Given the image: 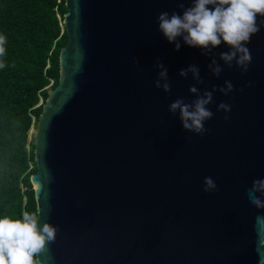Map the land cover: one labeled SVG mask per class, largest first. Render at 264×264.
Listing matches in <instances>:
<instances>
[{"label":"water","instance_id":"obj_1","mask_svg":"<svg viewBox=\"0 0 264 264\" xmlns=\"http://www.w3.org/2000/svg\"><path fill=\"white\" fill-rule=\"evenodd\" d=\"M63 5L58 79L32 131L35 213L58 228L42 264H258L254 223L264 209L247 189L264 178V26L242 73L220 60L224 44L205 55L164 39L157 16L182 14L176 0ZM158 61L168 93L154 87ZM189 65L203 83L178 75ZM226 80L228 95L219 91ZM205 91L213 93L207 131L187 132L168 106ZM222 102L228 113L217 111ZM209 176L217 188L205 193Z\"/></svg>","mask_w":264,"mask_h":264},{"label":"clouds","instance_id":"obj_2","mask_svg":"<svg viewBox=\"0 0 264 264\" xmlns=\"http://www.w3.org/2000/svg\"><path fill=\"white\" fill-rule=\"evenodd\" d=\"M182 14L173 11L161 12L157 16V30L175 50L183 45L190 48L202 49V54H208L213 49L224 44L227 51L219 54L220 60L228 68L235 66L242 73L248 71L252 62L250 49L247 45L251 38L264 26V0H190L189 7H185V0H176ZM258 18H262L259 19ZM6 36L0 34V69L6 67L4 60L6 54ZM159 69L154 87L163 92L171 91L168 79V70L163 63L157 62ZM212 74L219 76L223 68L212 60L209 65ZM192 74L196 82L203 83L200 71L196 65H189L178 73L181 77ZM251 84L249 83V85ZM189 92L196 94L195 85L189 87ZM215 90V89H214ZM224 95L233 91V84L225 81L219 89ZM213 102V93L205 91L192 103H185L176 99L168 106L170 113H179L182 128L190 133L203 135L207 129L205 121L213 117V112L207 107ZM228 113L231 105L220 103L217 111ZM224 119H228L227 116ZM217 188L212 177H205L202 191L210 193ZM264 178L254 179L247 189V199L257 210L264 209ZM35 212L24 211L21 218L0 216V264H42L39 257L49 251V245L55 243L58 228L45 220L39 224ZM256 231L255 251L258 264H264V215H256L254 223Z\"/></svg>","mask_w":264,"mask_h":264},{"label":"trees","instance_id":"obj_3","mask_svg":"<svg viewBox=\"0 0 264 264\" xmlns=\"http://www.w3.org/2000/svg\"><path fill=\"white\" fill-rule=\"evenodd\" d=\"M64 12L63 0H0V34L7 38L0 69V216L35 212L30 131L45 93L57 83Z\"/></svg>","mask_w":264,"mask_h":264},{"label":"built area","instance_id":"obj_4","mask_svg":"<svg viewBox=\"0 0 264 264\" xmlns=\"http://www.w3.org/2000/svg\"><path fill=\"white\" fill-rule=\"evenodd\" d=\"M51 86V82H49L48 86L45 89H48Z\"/></svg>","mask_w":264,"mask_h":264},{"label":"rangeland","instance_id":"obj_5","mask_svg":"<svg viewBox=\"0 0 264 264\" xmlns=\"http://www.w3.org/2000/svg\"><path fill=\"white\" fill-rule=\"evenodd\" d=\"M32 133V131H30Z\"/></svg>","mask_w":264,"mask_h":264}]
</instances>
